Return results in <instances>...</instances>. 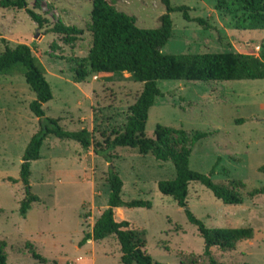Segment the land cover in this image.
<instances>
[{"label": "rangeland", "instance_id": "1", "mask_svg": "<svg viewBox=\"0 0 264 264\" xmlns=\"http://www.w3.org/2000/svg\"><path fill=\"white\" fill-rule=\"evenodd\" d=\"M117 11L135 19L141 29H154L164 8L158 0H106ZM91 0H26V8L42 21H31L24 10L0 8V53L4 46L29 47L44 70L52 98L42 105L45 117L57 119L65 131L86 130L90 148L48 136L39 159L30 163L29 187L38 201L24 216L18 214L23 187L18 181L21 155L37 130V119L28 110L34 94L21 75L0 74V241L7 264H120L113 237L87 241L99 212L105 208L109 166L122 181L120 198L149 201V209L115 210L116 220H128L145 231L144 252L161 264H209L203 243L170 197L156 189L157 181L173 178L170 162L154 160L134 149L116 148L106 163L93 155L95 143L121 132L128 106L141 85L129 75L109 81L94 76L75 84L74 61L85 58L90 46L86 27ZM188 8L189 21L171 12V37L160 49L165 55L241 53L257 55L264 30H234L227 16L215 11V0H169ZM200 19L201 22H195ZM81 30L71 45L50 32L53 24ZM160 96L148 109L144 135L153 137L157 125L207 136L191 147L188 168L207 175L214 184L239 180L242 203L223 205L202 185L187 187L186 206L207 228L252 230V238L222 252L211 247L215 264H264V194L247 193L264 187V80L229 82L157 81ZM174 149H178L176 134ZM218 159V160H217ZM33 252L39 259L33 258Z\"/></svg>", "mask_w": 264, "mask_h": 264}, {"label": "trees", "instance_id": "2", "mask_svg": "<svg viewBox=\"0 0 264 264\" xmlns=\"http://www.w3.org/2000/svg\"><path fill=\"white\" fill-rule=\"evenodd\" d=\"M164 8V14L158 17V26L154 29H141L135 25V19L117 11L106 0H91L89 22L86 31L90 46L85 58L74 61L72 81L75 84L94 76L97 80L109 81L112 76L122 73L141 85L139 94L128 106V116L121 132H114L112 138H105L103 145L95 143L93 155L106 163L112 159L111 152L116 148H129L141 155H150L154 160L170 162L173 178L157 181L156 189L162 195L170 197L182 209L185 220L195 227L203 243L202 255L209 264H215L209 249L216 247L222 252L234 249L241 241L252 238L250 228H207L197 220L186 206L187 187L196 182L205 187L223 205L242 203L244 185L239 180L214 184L211 181L213 170L207 175L199 174L188 168L191 147L205 138L206 133H194L190 138L181 130L157 125L153 137L144 135V126L148 109L154 98L160 96L157 81L187 82H229L264 80V43L260 44L256 56L241 53H205L194 55H165L160 49L171 37L169 13L179 12L184 20L189 21L188 8L170 5L169 0H158ZM26 0H0V8L24 10L37 27L43 21L26 8ZM213 9L228 17L234 30H264V0H215ZM201 22L200 19H194ZM50 32L60 36L61 41L71 45L81 30L74 26L53 24ZM0 74L21 75L24 83L34 94L28 104V110L37 119V130L29 138L21 155L18 181L23 187V198L18 203V214L24 216L30 205L38 198L30 192V163L39 159V150L43 141L52 136L58 140L72 141L83 150L90 148V135L81 129L65 131L57 119L45 117L42 105L52 98L49 85L44 78V70L38 59L32 56L28 46L19 44L13 48L4 46L0 53ZM178 136L179 147L174 149L173 135ZM218 160V159H217ZM259 170L264 172V167ZM108 193L105 208L93 221L89 232L85 233L77 244L81 247L87 241H101L113 237L119 248L120 264H161L152 261L143 248L145 231L128 220H116L115 209H149L151 203L143 200L122 201L120 192L122 181L111 166L106 172ZM263 195L264 187L247 193L249 197ZM33 258L37 255L30 252ZM0 264L6 263L4 242L0 241ZM63 264H70L65 262Z\"/></svg>", "mask_w": 264, "mask_h": 264}, {"label": "crops", "instance_id": "3", "mask_svg": "<svg viewBox=\"0 0 264 264\" xmlns=\"http://www.w3.org/2000/svg\"><path fill=\"white\" fill-rule=\"evenodd\" d=\"M115 210H117V209H115Z\"/></svg>", "mask_w": 264, "mask_h": 264}]
</instances>
